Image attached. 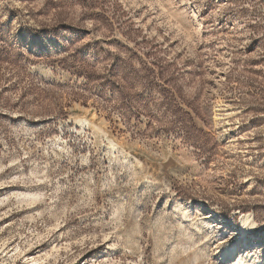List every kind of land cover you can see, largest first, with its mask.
<instances>
[{
  "label": "rangeland",
  "instance_id": "obj_1",
  "mask_svg": "<svg viewBox=\"0 0 264 264\" xmlns=\"http://www.w3.org/2000/svg\"><path fill=\"white\" fill-rule=\"evenodd\" d=\"M108 2L0 0V264H264V0ZM62 42L176 64L207 152L81 99Z\"/></svg>",
  "mask_w": 264,
  "mask_h": 264
},
{
  "label": "trees",
  "instance_id": "obj_2",
  "mask_svg": "<svg viewBox=\"0 0 264 264\" xmlns=\"http://www.w3.org/2000/svg\"><path fill=\"white\" fill-rule=\"evenodd\" d=\"M75 1L85 9L84 16H87V11L93 7L103 8L104 4L109 3L108 0ZM58 23L49 29V34L55 38L66 31ZM62 44L60 56L49 57L46 62L49 65L57 64V68L70 74L77 81H84L80 91L76 93L81 99L92 97L98 100L110 112H116L118 118L127 127L133 129L134 134L142 125L140 119L144 118L147 121L146 130L156 133V136L162 133L179 134L201 154L207 152L208 136L196 127L194 120L188 114L177 107L175 96L181 90L178 82L183 75L176 64L157 58L148 63L135 53L129 59H120L101 50H95L93 56L83 58L81 50L75 49L68 53L66 43L62 42ZM4 53L11 57L6 49ZM91 57L97 60L96 64L89 62ZM134 59L136 65L133 63ZM9 75L7 81L19 76V72L12 69ZM12 87L8 86L6 90ZM178 99L180 100L181 97ZM18 101L23 99L20 98ZM151 107L158 113L160 110L170 113V118L156 119L147 113L150 112ZM132 119H134L133 126L130 125ZM242 210L238 211L249 212V209Z\"/></svg>",
  "mask_w": 264,
  "mask_h": 264
},
{
  "label": "bare ground",
  "instance_id": "obj_3",
  "mask_svg": "<svg viewBox=\"0 0 264 264\" xmlns=\"http://www.w3.org/2000/svg\"><path fill=\"white\" fill-rule=\"evenodd\" d=\"M243 221H245V223H251L249 219H244L243 218ZM244 229H243V232H242V238H244ZM225 254L227 255L228 258L230 259H233V258H236L238 256V254H236V252L234 250H225Z\"/></svg>",
  "mask_w": 264,
  "mask_h": 264
}]
</instances>
